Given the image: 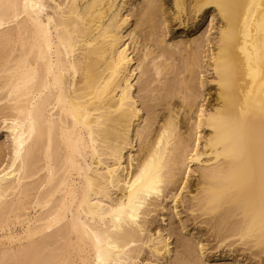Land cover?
<instances>
[{"label":"bare ground","instance_id":"obj_1","mask_svg":"<svg viewBox=\"0 0 264 264\" xmlns=\"http://www.w3.org/2000/svg\"><path fill=\"white\" fill-rule=\"evenodd\" d=\"M135 1L0 0V264H264V0Z\"/></svg>","mask_w":264,"mask_h":264},{"label":"rangeland","instance_id":"obj_2","mask_svg":"<svg viewBox=\"0 0 264 264\" xmlns=\"http://www.w3.org/2000/svg\"><path fill=\"white\" fill-rule=\"evenodd\" d=\"M145 0H136L134 2V6L136 9H140L142 5L144 4ZM133 25L136 24L137 18L134 17L133 19ZM179 28V27H178ZM210 28V20H206L205 24L202 28V33L206 31V33H209ZM140 38L145 33L140 32ZM138 56V55H137ZM177 62H180L179 59H177ZM3 122L0 118V144H5L9 142L8 137V129L3 128ZM6 153V152H5ZM6 159H8V156H5ZM176 192V191H175ZM180 192V189L178 190V193ZM164 204L166 205V208L163 211H160L159 214L155 213L156 216V222L154 226L152 227L153 233L158 234V230L160 229L163 233L164 238H170L172 248V257L170 256L167 260L164 261L161 260L160 264H179L180 262L184 261H196V255L198 249L200 248L199 244V237L204 239V241H207V229L205 227V224H201L200 222H194L195 219L193 216H191L190 212H184V219L187 220V226H183L182 222L180 221V215H177V209L175 208V201L172 198H167L164 201ZM188 228L192 229V232L196 234L195 237L192 233L188 231ZM156 234V235H157ZM188 239L191 243L190 247L187 248L186 245L183 244V242ZM187 240V241H188ZM195 249H197L195 251ZM227 250V249H226ZM215 251V250H213ZM155 256L150 253V249L146 248L145 251L141 255V264H155ZM249 261L247 256V262ZM202 264H235V260H233L230 257H222L219 258L217 261L216 259H210L205 261ZM251 264H258L257 260H253Z\"/></svg>","mask_w":264,"mask_h":264}]
</instances>
